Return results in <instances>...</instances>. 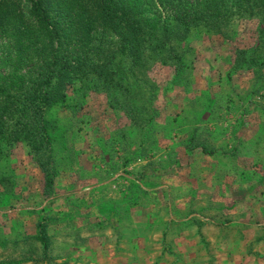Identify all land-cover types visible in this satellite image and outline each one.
I'll use <instances>...</instances> for the list:
<instances>
[{
	"label": "rangeland",
	"instance_id": "obj_1",
	"mask_svg": "<svg viewBox=\"0 0 264 264\" xmlns=\"http://www.w3.org/2000/svg\"><path fill=\"white\" fill-rule=\"evenodd\" d=\"M122 1L148 17L174 8ZM225 1L228 29L193 28L168 53L181 61L127 72L118 99L77 81L53 105L49 196L25 142L8 149L0 264H264V66L247 61L264 42L259 19ZM117 40L95 25L89 55L117 62Z\"/></svg>",
	"mask_w": 264,
	"mask_h": 264
},
{
	"label": "trees",
	"instance_id": "obj_2",
	"mask_svg": "<svg viewBox=\"0 0 264 264\" xmlns=\"http://www.w3.org/2000/svg\"><path fill=\"white\" fill-rule=\"evenodd\" d=\"M177 1H168L174 8L166 16L148 17L135 4L122 0H0V161L16 142L24 141L42 172V194L49 196L58 181L55 142L63 133L55 131L58 121H52L48 113L66 98L72 85L94 81L93 89L118 99L117 92L111 93H126L127 72H140L151 59L181 61L178 54L168 53L175 52L176 43L184 41L193 28L222 33L230 26L225 0ZM235 3L259 19L258 40L263 43L264 0ZM95 25L117 36V62L112 51L105 60L89 55ZM259 59L250 55L247 61L260 70L264 54ZM175 67L179 71L182 64ZM128 111L131 114L133 109ZM10 179L0 174V206L12 199Z\"/></svg>",
	"mask_w": 264,
	"mask_h": 264
}]
</instances>
